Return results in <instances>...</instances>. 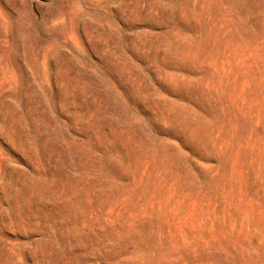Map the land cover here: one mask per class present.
Returning a JSON list of instances; mask_svg holds the SVG:
<instances>
[{
  "label": "rangeland",
  "instance_id": "obj_1",
  "mask_svg": "<svg viewBox=\"0 0 264 264\" xmlns=\"http://www.w3.org/2000/svg\"><path fill=\"white\" fill-rule=\"evenodd\" d=\"M0 264H264V0H0Z\"/></svg>",
  "mask_w": 264,
  "mask_h": 264
}]
</instances>
